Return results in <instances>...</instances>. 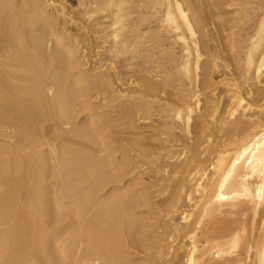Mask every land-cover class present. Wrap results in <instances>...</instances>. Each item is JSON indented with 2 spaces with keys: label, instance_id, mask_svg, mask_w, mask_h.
<instances>
[{
  "label": "bare ground",
  "instance_id": "obj_1",
  "mask_svg": "<svg viewBox=\"0 0 264 264\" xmlns=\"http://www.w3.org/2000/svg\"><path fill=\"white\" fill-rule=\"evenodd\" d=\"M56 1L0 0V264H136L129 251L142 247V252L152 246L148 234L154 225H148V214L154 216L156 211L165 214V240L156 241L165 242L159 255L167 264H264V18L257 34L247 40L242 76L247 89L243 90V83L229 81L227 100L218 92L222 81L208 78L206 62L202 74L210 92L203 102L207 92L202 88L201 94L198 84L203 81L204 44L198 28L202 18L192 13L190 4L185 6L190 0H154L164 10L159 26L183 48L176 69L194 88L182 105L174 107L173 118L187 135H196V142L183 149L184 159L178 167L174 165L177 171L171 184L165 176L169 184L164 186L165 194L170 197L165 196L169 198L160 208L149 189L142 192L140 187L138 193L133 182L132 186L131 181L122 184L120 167L124 164L126 169L129 152L120 156L122 164L117 165L118 151L108 143L100 115L94 112L78 121L81 112L90 110V92L98 86L80 60L79 39L64 29L70 23L69 12ZM95 1L83 16L95 23L103 15L107 21L92 23L93 34L111 41L113 53L122 55L134 46L132 34L139 36L137 29L131 32L126 2ZM214 1L222 6L221 0ZM129 29L132 37L127 35ZM220 58L212 56L209 64L218 68ZM158 84L146 87L154 95L162 81ZM245 90L247 98L242 94ZM134 116L123 118L137 126L141 119ZM215 140L222 146L214 152ZM206 156L209 161H201ZM117 182L123 186H112ZM184 201L190 204L185 212ZM136 206L149 208L148 216L134 213ZM180 213L182 224L175 219ZM238 215L242 218L238 222L236 217L224 220Z\"/></svg>",
  "mask_w": 264,
  "mask_h": 264
},
{
  "label": "rangeland",
  "instance_id": "obj_2",
  "mask_svg": "<svg viewBox=\"0 0 264 264\" xmlns=\"http://www.w3.org/2000/svg\"><path fill=\"white\" fill-rule=\"evenodd\" d=\"M57 1H56L57 4L59 3L60 5H63L66 8V11L69 12L68 16L70 17L67 16L66 19L67 22L69 21L70 23L65 24L66 26L65 25L64 26L66 28L64 27V29L70 32V33L68 32L69 36L71 35V37L74 38H76L77 36V39H79V42L81 43L79 47L80 60L86 66L85 71L88 72L87 74H89V77H92L91 79L94 80L98 86L95 92L94 90H91L90 92V96H91V93L93 91L92 97L89 98V102L92 99V104H94L93 105L94 108L91 104L90 110H86L88 113H85L84 111H83L84 113L81 112L80 117L78 116V121L80 122L84 121V119H86L85 116H87V114L88 115L94 114V112L97 113L96 116L97 115L102 116L101 118L100 116H98V118L102 121V131L103 133L105 132L104 135L107 133L105 137L107 138L108 143H110V145L112 146L113 150H115L116 152L118 151L116 156L117 159L119 157L120 160H117L116 164L119 165L120 163L121 165L122 161L120 156L123 153L125 154L126 152H129L128 154L126 153V156H128L127 158H129L130 160L129 163L126 165V169L124 164H122L123 166L120 167L122 169V172L124 171L122 173L123 181H124L122 182V184L126 186V183L131 181V183L128 184L132 186V184L134 183L133 191L135 192L137 191L138 193L142 190L144 192L145 190L146 192H148L149 189V192L151 191L152 193L151 192L148 193L151 196H153L152 197L153 202L154 203L157 202L160 205L159 206L156 203L155 206L163 208L162 206L165 205V200H167L170 197V193L165 194V191H166V187H168L169 185L168 182L171 184V181H173L174 175L172 176V174L177 171V169L174 170V168L178 167V165L184 159L183 153L185 152V150L187 151V149L189 148L187 144L192 145L196 142V138H195L196 135L194 133H193L194 135L193 134L187 135V133L183 129V126L173 118L174 107L176 108L178 107V105L179 106L182 105L183 102L186 100L185 99L186 96L189 94L188 91L191 92L192 91L191 89H194L190 85L189 80L187 78L185 79L182 74L180 75V73L177 71L178 69H176L178 68L177 66H179L180 64V63L178 64V62H180L179 58L181 59L183 54L182 45L179 43H175V41H173L174 35L171 33L168 34L169 33L168 30L166 29L164 30L160 27L161 26L160 21L164 14L163 13L164 10L163 8L154 5V0H124L126 2L125 9L127 8L126 13H128V11L129 14L131 13L129 17V19L131 20V21L129 20V25L132 31L129 29L127 31V35L129 34L131 36V32L133 33V30L135 28L139 30V31L134 30L135 34L139 33V36L133 35L134 33L132 34L133 37L131 36L132 39L130 38V40L131 41L133 40L132 42L134 43L133 44L134 46H131V49L125 51L123 54L121 53L122 55L119 54L120 57H118L119 55L117 56L116 53H113L114 50L113 51L111 50V43H112L111 41L109 40L107 41V39H105L104 36H100V35L95 36L93 34L94 30H92L91 25L93 24L95 25L96 22L104 23L107 21L103 19V15L101 16L99 15L97 17L98 19L95 18V20L96 19L98 20V21L96 20L95 23H93L94 21L89 22V19L83 16L86 15L85 14L86 12L90 11L93 8L92 4L96 2L95 0H57ZM150 1L151 4L149 3ZM221 1L223 2L222 6H219L221 8L217 7L214 4L215 1L213 2V0H190L189 2L186 1L185 6L190 4L192 10L193 9L195 10V11L193 10L192 13L196 12L193 14L200 15L197 16L199 20H201L202 18L201 20L202 23L199 21L201 23L202 28L198 27L200 28L199 30L202 29V31H204L206 29L204 31V33L206 32L205 38L203 36L204 34H201L203 32L201 31L200 33L201 35L200 39L202 41L201 43L204 44L203 46L201 45L202 64H201L200 77L202 78L203 74L206 73L204 68L202 70V67H205L204 64L208 62L207 64V67L209 66L208 78L212 77L213 79L216 80V82L222 81L223 84L219 86L218 92L223 93L228 100L231 94L228 93L229 88L227 87L226 84L229 83V81L238 82L240 85H242L243 83L242 85L243 90L245 88L247 89V86L244 85L245 84L244 78L242 77L245 74L244 59H246L245 56L247 55L248 52L247 48L249 46L247 40H249L251 37H254L260 29V24L262 22V19L264 18V9L263 10L260 9L264 8V0H221ZM185 6H184L185 10H188V8H190L189 5L187 6L188 8H186ZM87 7H90L91 9ZM62 23L64 22L62 21ZM202 38L204 39L207 38L206 42L205 40H202ZM207 40L209 42H207ZM212 56L213 57L216 56V58L221 57L220 58L221 60H219V67L216 69L213 67L212 64H209L212 63L210 62ZM210 70L212 74L210 73ZM201 78H199V81H202ZM202 79L203 81L198 82V84L200 86L199 90L201 91V94L207 92L206 94L203 95L204 97H202L204 102L205 96L209 94L210 90L208 89H207L208 91L206 90V86H205L206 84L204 83V80L206 79L205 75L203 76ZM154 80H156V82H158L159 84L160 81H162L161 86L163 85L162 87H165L164 89L158 84L160 86L159 90L161 92L158 90L157 93L154 94L155 96L152 94L151 90L147 88L148 85L149 86L151 85V83L153 84L156 83ZM110 81L113 83L112 87L108 86ZM146 82H150V84ZM104 88L106 90H104ZM110 88H112L113 90L111 89L110 91ZM202 88H204L205 90ZM202 90H204V92H202ZM112 91L113 92L118 91V93L115 94L112 93ZM98 92L101 93L97 94ZM242 94L247 98L246 90L242 92ZM91 107L94 109V111L93 109L91 110ZM133 109H136V111ZM202 111H204V108L202 109ZM124 113L125 114L129 113L128 115H132L133 113V116L135 114L134 116L135 118L138 117L139 119H141V121L137 124V126L140 125V127L138 128L136 126V123L134 126H131V124H129L125 119L128 115L126 116ZM199 113H197L196 116L194 117V121L196 120L197 116L201 114ZM204 113L205 112H202V114ZM123 114L126 117L123 116ZM103 116L105 117L108 116L110 120L112 119L114 121L112 120L110 121L109 118L107 117V120L110 122H108L105 118V120L108 122L105 123L106 121L102 120ZM120 120H122L123 123H121ZM138 120H136V122H138ZM116 121L117 122L119 121V123H117ZM125 124L128 126V127L125 126V128L127 127L126 129L124 127L122 128V125L124 126ZM49 126L50 124H48V128ZM135 126L137 129L135 128ZM141 134L144 136H141ZM192 139L193 141L194 140L195 141L193 142ZM187 140L190 141L188 142ZM133 141L134 143L136 141L135 145L134 143H131ZM77 142H79V140ZM137 142L139 144H137ZM142 143L144 145L146 144V146H143ZM213 143L216 144V145L214 144L212 145V148H214L213 149L214 152L222 146L221 144L222 142L219 140H215ZM140 144L142 147L140 146ZM185 146L187 147L186 149H184ZM134 147L137 148L135 149ZM138 147L141 150H144V153L146 155H144L143 151H141ZM148 147L149 149L147 151L146 148ZM163 151H165L166 153ZM147 154H149L150 156ZM180 154H182V157L180 156ZM99 155L102 157L104 156V153H101ZM170 157L175 158V160ZM179 157H181L182 159ZM209 158L210 157L208 156L200 157L201 161L203 162H208ZM132 159L134 161H132ZM151 161H153V163ZM131 163L132 165L130 167L129 165ZM169 163L171 164L169 165ZM209 164L210 163H207V165ZM126 171L128 172V174ZM165 171L167 173H165ZM169 175L171 177H169ZM165 176H168V182H167V177L165 178ZM129 178L130 179L133 178L134 181L133 179L130 180ZM135 178L136 180H141V181L137 182ZM163 181H166L167 183L165 182L164 184ZM120 183L117 182L112 186H123ZM136 183H138L139 185ZM135 184L137 186H135ZM144 185L146 186L144 187ZM160 185L163 186L162 189L159 188ZM165 185L166 187H164ZM160 190H164V191L162 192ZM167 195L169 196L168 198L165 197ZM187 202L189 203V201H186V203L184 201L183 203L184 209H182V211L184 212L185 210L186 211L189 210L190 204H187ZM142 210H146V211H142ZM133 212L136 214L140 213L139 216H142V214L145 217L149 215L150 218L149 217L148 218L150 220L148 222V225L151 226L153 223L154 231L152 234H148L149 236L148 239H150V242H152V246L151 247L149 246L148 249L151 248V250L147 249L146 252L144 251L145 249L141 247L135 249L134 252L133 250L132 252L129 251V254L134 253L133 255L131 254V256L136 261V264H153V263L167 264L163 259H161V255H159L161 251V246L163 247L166 246L164 245L165 242L164 244L161 245L156 241V238H164L165 240V235H164L165 223L162 222L163 220H165L164 211H162V213H159L161 214L160 215L161 217L159 216V214H157L158 211H156L157 213L154 216L150 214L146 215V213H149V208H146V206H140V207L136 206ZM157 215L160 218L157 217ZM178 216L175 218L177 221L176 220L175 221L178 224H182L183 222H180L182 221L183 218L182 214L180 213ZM156 217L158 218V220L161 219L159 220L160 222L157 221ZM151 218L154 219L155 221L152 220ZM177 218L179 219V221ZM227 219L231 221L235 220L236 222H238L239 219L242 220L240 216L239 217L233 216V218L232 217L224 218V220ZM148 230L149 229H147L146 231ZM151 239L153 240L151 241ZM168 242L169 241H167V243ZM156 243H158L160 247L157 246ZM140 249H144V250L140 252L141 251ZM149 251L150 252L152 251L151 252L152 254L151 253L149 254L148 253ZM157 251H159V253ZM143 252H145V254ZM136 256L138 257L139 260L140 259L141 260L140 261L137 260ZM150 258L151 259L153 258L154 261L152 260L153 261L152 262ZM143 260L145 262H143Z\"/></svg>",
  "mask_w": 264,
  "mask_h": 264
}]
</instances>
